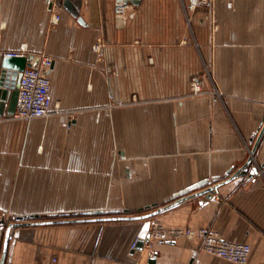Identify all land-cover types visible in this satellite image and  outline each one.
<instances>
[{
	"label": "crops",
	"instance_id": "obj_1",
	"mask_svg": "<svg viewBox=\"0 0 264 264\" xmlns=\"http://www.w3.org/2000/svg\"><path fill=\"white\" fill-rule=\"evenodd\" d=\"M49 1L0 0V79L5 53L54 60L51 114L0 115V263L4 216L141 217L220 184L153 218L15 228L6 264H234L199 238L150 249L154 220L215 229L264 264V176L227 182L264 125V0H130L121 17L119 0H54L58 24Z\"/></svg>",
	"mask_w": 264,
	"mask_h": 264
},
{
	"label": "built area",
	"instance_id": "obj_2",
	"mask_svg": "<svg viewBox=\"0 0 264 264\" xmlns=\"http://www.w3.org/2000/svg\"><path fill=\"white\" fill-rule=\"evenodd\" d=\"M216 0H191L189 9L195 10L198 7L211 6ZM55 1L50 0L48 7L53 12V24H58L61 20V14L55 12ZM126 7L118 5L116 8L119 17L125 14ZM27 54L24 52H8L5 57H23ZM54 60L48 56H41V62L38 68L29 66L22 74L19 86V97L16 112L11 118L30 121L37 118H44L51 114L52 107V82L49 77V72L53 66ZM14 71L10 70L8 73V88L15 89V83L12 80ZM194 94L206 93L199 82L193 84ZM260 174L264 176V168L260 169ZM4 220L3 226H9L10 221L7 216L2 218ZM4 228V227H3ZM181 238L201 240V249L212 256L222 258L234 264H248L252 248L247 243H236L224 240L220 237L215 229L211 228H169L162 225L160 222L154 220L152 222V229L149 233V240L147 245L150 249L156 246L166 244L171 240H178ZM141 239H136L132 245L135 249Z\"/></svg>",
	"mask_w": 264,
	"mask_h": 264
},
{
	"label": "water",
	"instance_id": "obj_3",
	"mask_svg": "<svg viewBox=\"0 0 264 264\" xmlns=\"http://www.w3.org/2000/svg\"><path fill=\"white\" fill-rule=\"evenodd\" d=\"M127 4V3H132L130 0H119V5H123V4ZM33 63H31V61H33ZM41 62V57H33L30 55H26L23 57H6L5 58V62H4V70L0 79V115H4V113H6V115L8 116H13L16 112L17 109V103H18V97H19V86H20V80L22 77L23 72L25 71V69L29 66H33L35 68H38ZM12 70L14 71V74L12 76V80L15 83V89L10 90L8 88L9 85V79H8V73L9 71ZM2 113V114H1ZM264 148V125L261 128L260 132H259V136L256 140V143L254 145V148L252 150V155L249 158V160L246 162V164L233 176L231 177L229 180H227V182L236 179L238 177H244L246 175H250V177H254L256 175H258L260 173V169L264 168V163L260 164V166L257 164L256 162V154L259 151H262ZM252 166V167H251ZM219 185H215L212 186L202 192L187 196L185 198H182L178 201H176L173 204H170L166 207H163L161 209H159L156 212H153L151 214L145 215V216H141V217H131V218H98V219H87V220H50V221H39V222H27V220L29 219H38L39 216H29L28 218L25 217H18L17 218V222H14L12 224H10L5 232L4 238V251H3V255H2V259H1V263L0 264H6V260L8 257V253H9V245H10V241L12 238V231L15 228L18 227H26V226H33V225H45V224H63V223H69V222H88V221H109V220H139V219H148V218H153L156 215H158L159 213H161L162 211L171 208L189 198H193V197H198V196H205V202L212 200L214 197V194L216 193L217 189L219 188ZM123 210H114V211H97V212H93L94 214H106V213H122ZM2 223H4V220H2ZM148 240H149V236H148ZM144 246H145V241L144 240H140L139 243L137 244V247L134 249V254L137 251H142L144 250ZM155 258L156 255H154V257L151 259V264L155 263Z\"/></svg>",
	"mask_w": 264,
	"mask_h": 264
},
{
	"label": "rangeland",
	"instance_id": "obj_4",
	"mask_svg": "<svg viewBox=\"0 0 264 264\" xmlns=\"http://www.w3.org/2000/svg\"><path fill=\"white\" fill-rule=\"evenodd\" d=\"M54 219L57 220V219H62V218L61 217H55ZM7 228H8V226H2V230H3L4 233L6 232Z\"/></svg>",
	"mask_w": 264,
	"mask_h": 264
}]
</instances>
